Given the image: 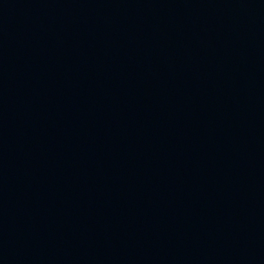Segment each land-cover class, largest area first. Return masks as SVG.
Wrapping results in <instances>:
<instances>
[{
	"label": "water",
	"instance_id": "1",
	"mask_svg": "<svg viewBox=\"0 0 264 264\" xmlns=\"http://www.w3.org/2000/svg\"><path fill=\"white\" fill-rule=\"evenodd\" d=\"M0 264H264V0H0Z\"/></svg>",
	"mask_w": 264,
	"mask_h": 264
}]
</instances>
